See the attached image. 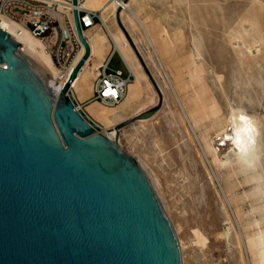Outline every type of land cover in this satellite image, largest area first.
<instances>
[{"label": "rangeland", "instance_id": "374dc122", "mask_svg": "<svg viewBox=\"0 0 264 264\" xmlns=\"http://www.w3.org/2000/svg\"><path fill=\"white\" fill-rule=\"evenodd\" d=\"M124 1L129 4L121 9L124 20L115 19L118 9L102 14L110 30L122 31L145 77L129 103L127 95L115 107L91 103L98 130L112 129L113 137L118 128L120 147L141 162L155 184L180 245L181 264H255L253 252L263 260L264 241L252 243L264 226V0ZM96 26L109 45L107 30ZM95 60L96 55L85 72ZM87 85L84 80L79 89ZM126 104L127 116L104 122L100 109L112 115ZM154 109L145 122L137 118ZM232 112L259 123L253 169L262 175L259 180L249 181L252 170L238 167L234 152L221 165L205 147ZM194 231L206 238L204 244Z\"/></svg>", "mask_w": 264, "mask_h": 264}, {"label": "water", "instance_id": "95a60500", "mask_svg": "<svg viewBox=\"0 0 264 264\" xmlns=\"http://www.w3.org/2000/svg\"><path fill=\"white\" fill-rule=\"evenodd\" d=\"M72 17L90 56L78 0ZM119 19V18H118ZM0 29V264H181L174 228L141 162L74 108ZM155 109L138 115L152 116Z\"/></svg>", "mask_w": 264, "mask_h": 264}, {"label": "bare ground", "instance_id": "6f19581e", "mask_svg": "<svg viewBox=\"0 0 264 264\" xmlns=\"http://www.w3.org/2000/svg\"><path fill=\"white\" fill-rule=\"evenodd\" d=\"M83 1L84 0H82L80 2L81 6L87 7V8H92V9H101L102 13L105 12L109 8H111L113 11H115L117 9L119 3L122 4L121 0H109V1H106V2L105 1L102 2V0H85L84 2ZM122 5H124V8L122 9V11L126 10V9L128 10V7H129L128 5L129 4L125 3V4H122ZM122 11L120 13H118L119 14L118 17H120L121 20H124L125 15H123ZM124 14H125V12H124ZM101 16H102L103 20L106 21V18L103 17V14H101ZM133 16H134V18H136V15H133ZM128 18L130 20V21L129 20L128 21L132 22V19H131L132 17L131 18L128 17ZM106 27H107L108 32H109L108 34L113 39L115 48L119 50L120 54L122 55L121 57H123L125 59V61L129 65V67H130V69H131V71H132V73L134 75V79L132 80V81H134V83L133 84H130L131 82L129 83L127 94H126L127 95V100H128V103H129L130 100L133 97L136 96L135 89H137L138 87H141V82L144 79L145 75H144L143 71L141 70L140 64L137 61L136 57L134 56V54L132 52V49L128 45V43H127L122 31L121 30H119V31L110 30L108 28V26H106ZM0 29L4 30L9 35L13 36L14 37L13 39L16 40L17 42H19V46H18L17 50L29 55L56 82V84L59 86V88H58V90L56 92V95H55L54 99H56L58 97V95L60 93V89H61L63 83L65 81H67V80H68L69 86H70V88L72 90L73 89H79L80 83L82 81H84V80L89 82V89H90L91 81H92V79L95 76V73H94L95 69L97 68L99 63L96 64V66L94 68H92L90 71L88 70V72L87 71L85 72V68H87V66L89 64V61L92 58V56L97 55V56H99L102 59L104 57L105 48L107 46H109L108 44L106 45V43H108L106 34L102 33V32H99L97 26H94V27H92L89 30L88 29L84 30L83 31V35L86 36V38L88 40V43L90 45V52L91 53H90L89 58L85 61L84 65L82 66V68L77 73L76 78L74 80H72V81H69L68 77L67 78H66V76L62 77L61 74H60V71L58 70V68L56 66H54L50 55L45 50L44 44L38 38L34 37L29 32V30L26 27H24L21 23L13 20L11 18L3 16V17L0 18ZM149 38L150 37H148L147 43H149L151 46H153V42ZM153 48H154V46H153ZM155 50H154V52H155ZM83 52H84V47L82 46L81 50L79 51V53H78V55H77V57L75 59V63L81 57ZM155 55L158 56V54H156V52H155ZM151 60L154 63V59L151 58ZM159 61H160V59H159ZM137 97L139 98V96H137ZM137 97H136L135 100H137ZM149 100H151V99H149ZM126 105H125V107H123V109H121L119 111H115L114 113H111L112 115L106 114V112L104 110L105 108L104 109H100V113H101L102 117L104 118V122L106 120L108 123L114 124V122L117 123V121H119L120 119L124 118V116H127L128 112H129L128 111L129 110V106L128 105L126 106ZM139 121L141 123H143V122L146 121V119H139ZM258 127H259V123L257 122L256 118L255 119L254 118L251 119V118L245 117L240 112H238V113L232 112L229 120L227 121V123H225V125L219 131H217L218 133L215 134V136L213 137V140L211 141V143H208V144L205 145V147L208 148V152L211 154L213 162L216 163V164L220 162L221 165L226 164L228 162V152L232 151V152L235 153L233 155H234V157L236 156L235 157L236 158L235 159V163H236V165L238 167H240L244 171H251L252 170L250 175H248L249 176L248 177L249 181H254V180L261 179L262 175H259V174H255L254 175V173H253V169H255L257 167V161H258L257 160L258 159L257 158V143H256V140H257V138L260 135ZM111 130L112 129H103L102 131L106 132L107 135L111 139H113L114 136L111 137L110 134H109ZM115 131H116V129H115ZM118 143H119V141H118ZM221 154L224 155L223 160H221L222 158L220 159V155ZM147 175H148V173H147ZM210 178H212V177L210 176ZM156 182L157 181H154V183H156ZM259 195H260V190L257 191V193L254 194V196H256V197H259ZM194 234H195L196 239H197L198 242H200L202 244L205 243L206 238L201 233H199L198 231H194ZM256 235H257V238H256L255 242L252 243L253 246L255 244L256 245L260 244V243H262V241H264V226H263V229L261 228L260 230H258L256 232ZM251 242H252V240H251ZM251 249H253V248H251ZM253 253H254V255H252L254 257L253 258L254 259L253 262L255 264H263L264 255H263V257H261V259L263 258V260H260L259 258H260L261 255H259L258 259H257V255L258 254H255V252H253Z\"/></svg>", "mask_w": 264, "mask_h": 264}, {"label": "built area", "instance_id": "2783aa9c", "mask_svg": "<svg viewBox=\"0 0 264 264\" xmlns=\"http://www.w3.org/2000/svg\"><path fill=\"white\" fill-rule=\"evenodd\" d=\"M81 1L78 0V15L82 31L99 25L108 32L101 16L102 10L83 7L80 5ZM121 3L127 2L121 0ZM122 4L119 3L117 7L119 11L124 8ZM108 15H112V12ZM3 16L21 23L38 38L44 44L61 76L69 78L76 64L75 59L82 48L72 17L71 0H0V18ZM110 55L95 69L87 102L96 101L105 107H115L126 97L128 85L134 79V75L130 71L129 76H124L121 69L110 68ZM68 95L73 101L74 108L96 131H99L100 124L84 109L83 104L77 101L75 92L71 88Z\"/></svg>", "mask_w": 264, "mask_h": 264}, {"label": "crops", "instance_id": "0c3cea01", "mask_svg": "<svg viewBox=\"0 0 264 264\" xmlns=\"http://www.w3.org/2000/svg\"><path fill=\"white\" fill-rule=\"evenodd\" d=\"M116 15L117 16H115V19L119 18V20H120V17H118V14H116ZM110 16L108 15V17H110ZM91 28L92 27L88 28V30ZM114 46L115 45H113V39L111 38V43H109L108 48H105L104 57L101 59L99 56L96 55L95 61H96V63L100 64L101 62H103V60H105L111 54L110 55L111 57L109 60V67L113 68V69H121L123 71L124 76H129L131 69H130L129 65L127 64V62L125 61V59L123 57H121L122 55L120 54L119 50L116 49ZM86 83H88V85H87L88 87H86V89H84V88L78 89L77 92H75V95H76L77 101L79 103L83 104L84 109L89 112L90 110L95 109V106H93V104H91L92 102H87V99L90 96V90H89V82L86 81ZM90 88H91V85H90Z\"/></svg>", "mask_w": 264, "mask_h": 264}]
</instances>
